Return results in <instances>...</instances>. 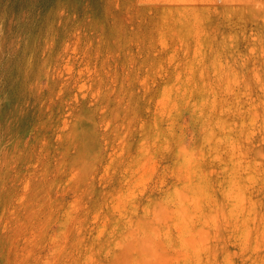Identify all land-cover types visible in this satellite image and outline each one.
<instances>
[{"label": "rangeland", "instance_id": "1", "mask_svg": "<svg viewBox=\"0 0 264 264\" xmlns=\"http://www.w3.org/2000/svg\"><path fill=\"white\" fill-rule=\"evenodd\" d=\"M0 264H264V0H0Z\"/></svg>", "mask_w": 264, "mask_h": 264}]
</instances>
